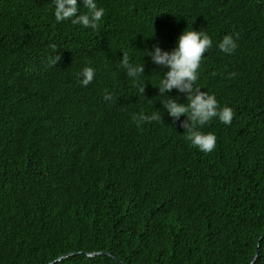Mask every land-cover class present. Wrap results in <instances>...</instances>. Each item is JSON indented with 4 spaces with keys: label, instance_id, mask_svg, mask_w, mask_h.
Segmentation results:
<instances>
[{
    "label": "trees",
    "instance_id": "1",
    "mask_svg": "<svg viewBox=\"0 0 264 264\" xmlns=\"http://www.w3.org/2000/svg\"><path fill=\"white\" fill-rule=\"evenodd\" d=\"M96 4L92 29L56 22L51 0H0V264H264V0ZM185 28L212 41L195 87L232 110L200 127L210 152L161 108L166 69L143 56ZM123 51L143 65V96ZM153 110L161 121L139 122Z\"/></svg>",
    "mask_w": 264,
    "mask_h": 264
},
{
    "label": "clouds",
    "instance_id": "2",
    "mask_svg": "<svg viewBox=\"0 0 264 264\" xmlns=\"http://www.w3.org/2000/svg\"><path fill=\"white\" fill-rule=\"evenodd\" d=\"M51 3L53 17L56 22L64 21L73 25L79 24L85 28L95 29L104 14V9L97 7L96 0H51ZM211 46L212 41L206 32L200 29L185 28L176 37L174 47L171 50H161L154 43L150 51L147 49L143 51L145 53L143 56L149 57L152 64L166 69L160 75L153 73L157 77L155 88L161 97V108L172 118L173 122L181 115L186 118L180 121V127L184 129V139L203 152L212 151L216 143V137L211 132L201 131L200 127L213 117L224 124H228L232 116L230 107L219 106L214 95L200 91L198 87H195V81L198 78L196 70L199 67L201 56ZM216 47L223 53L230 54L233 52L236 47L234 34L222 36ZM58 59V56L53 55L48 61L49 65L56 64ZM118 63L126 75L136 82L137 91L143 96L145 82L141 81V77L144 76L142 75V63L130 62L127 51L121 52ZM76 75L79 84L86 86L93 79L94 69L85 65L80 68ZM173 89L178 93H185L184 102L177 103L174 98L163 96L165 92ZM133 119H137V117L134 116ZM138 120L139 122L161 121V112L153 110L150 115L141 114ZM91 254L95 255L97 253ZM91 254H88V256H91ZM70 255L72 254L60 256L54 262Z\"/></svg>",
    "mask_w": 264,
    "mask_h": 264
},
{
    "label": "water",
    "instance_id": "3",
    "mask_svg": "<svg viewBox=\"0 0 264 264\" xmlns=\"http://www.w3.org/2000/svg\"><path fill=\"white\" fill-rule=\"evenodd\" d=\"M94 255V254H91V256Z\"/></svg>",
    "mask_w": 264,
    "mask_h": 264
}]
</instances>
